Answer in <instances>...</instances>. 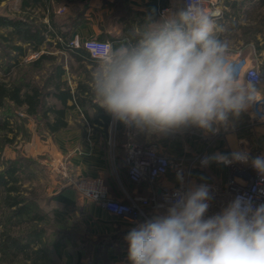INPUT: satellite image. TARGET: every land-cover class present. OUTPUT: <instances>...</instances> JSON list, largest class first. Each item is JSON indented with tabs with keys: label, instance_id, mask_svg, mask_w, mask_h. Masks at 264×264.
Returning a JSON list of instances; mask_svg holds the SVG:
<instances>
[{
	"label": "clouds",
	"instance_id": "1",
	"mask_svg": "<svg viewBox=\"0 0 264 264\" xmlns=\"http://www.w3.org/2000/svg\"><path fill=\"white\" fill-rule=\"evenodd\" d=\"M204 0H179L158 20L145 18L128 36L95 57L89 86L113 120L149 135L196 127L216 134L264 99L258 69L237 57ZM215 161L249 163L264 176V156L244 150L216 153ZM182 181V177H178ZM210 189L177 191L161 214L125 236L130 264H264V204L238 195L206 216Z\"/></svg>",
	"mask_w": 264,
	"mask_h": 264
},
{
	"label": "crops",
	"instance_id": "2",
	"mask_svg": "<svg viewBox=\"0 0 264 264\" xmlns=\"http://www.w3.org/2000/svg\"><path fill=\"white\" fill-rule=\"evenodd\" d=\"M153 1L69 0L61 6L53 2L52 8L58 20L60 12H67L66 20L71 23L70 41L75 38L80 41L101 39L112 43L114 39H125L133 25L144 22L145 18H142L141 14L147 13L148 4ZM161 1L158 0L157 20L160 19L162 10L179 5V0ZM212 3L211 13L223 29L221 37L230 42L236 56L247 58L251 65L264 71V0H212ZM9 4L19 6V0L0 2V10L4 9L0 15H16L7 11ZM36 15L39 21L48 23V12L38 10ZM57 41L58 38H48L47 43L41 47V53L52 57L43 61L41 66L51 68L52 73L60 67L63 71L61 81L66 82L72 92H75L80 84L89 86L90 72L94 64L75 60L71 54L58 47ZM18 45L26 47L21 42ZM30 53L29 51L26 57L19 56V66L29 61ZM13 55H16L15 51ZM16 62L13 59L11 63ZM256 86L264 88V81ZM80 96L88 102L82 108L75 106L65 111V128L51 134L42 122L46 133L45 149L51 160L68 162L72 180L102 179L109 196L120 201H126L128 197L149 196L153 191L161 193L165 188L171 191H187L204 183L226 185L230 176L228 165L211 161L205 165L196 163L197 168L191 173L187 188L173 170L154 185L148 182L136 184L129 179L125 159L130 143L155 146L161 154L186 165L203 151L207 157L216 153L231 154L236 150L233 138L237 119L243 118L244 128L246 116L255 119L251 105L239 117H230L227 126L221 127L216 134H206L196 127H188L163 136L149 135L118 121L113 124V118L97 105L93 94L84 93ZM54 100L59 106V101L55 97ZM68 105L72 106L73 102L69 101ZM51 118L54 121L53 116ZM258 122L261 123L262 130L259 140L264 149V120ZM111 133L114 134V148H111L109 143ZM244 151L250 158L264 154V151ZM60 193L75 194L76 203L68 208L71 217L69 244L76 252L75 259L80 260L81 264H130L129 245L125 236L132 228L146 220L140 218L136 222H127L116 217L94 201L78 197L77 191L71 185H61L54 194ZM161 213L164 212L150 209L149 217Z\"/></svg>",
	"mask_w": 264,
	"mask_h": 264
},
{
	"label": "trees",
	"instance_id": "3",
	"mask_svg": "<svg viewBox=\"0 0 264 264\" xmlns=\"http://www.w3.org/2000/svg\"><path fill=\"white\" fill-rule=\"evenodd\" d=\"M3 1L5 0H0V2ZM53 2L61 6L68 3L69 0H19V13L13 17L0 15V45L6 49L11 62L13 59L17 61L10 63L6 74L11 71V66L19 65V56L26 57L29 51L40 52L41 47L47 43V39L52 37L58 38V47L71 54L75 60L95 64V59L84 48L70 47V29L66 30L64 23L56 18L52 8ZM147 8V13L141 14V17L157 20L158 0L149 3ZM38 10L48 12V23L39 21L36 15ZM120 41L122 40L114 39L112 43L116 44ZM19 42L26 47L18 45ZM14 51L16 55H13ZM51 58L47 53H42L26 64L40 67L43 61ZM62 75L63 71L60 67L51 73L48 82L51 83L53 91L46 94H43L40 87L31 86L30 83H10L5 78L0 79V109L6 107L9 102L14 103L18 108L24 107L26 108V116L31 118L40 116L49 132L55 134L67 126L65 121L67 109L75 106L82 108L88 102L80 94H93L88 85L82 84L78 86L75 92H72L68 84L61 81ZM49 94L59 101V106L54 104L46 108L44 98ZM69 101L73 102L72 106L68 105ZM52 116L54 121H52ZM8 124L9 121L7 120L5 127ZM14 164L10 162V165L0 173V189L5 190V197L2 201V194L0 193V202L10 211L8 215L5 213L2 214L3 216L0 215V264H4L5 260L2 259H6L8 256H10L9 264H20L21 262L41 264L40 261L47 260L46 247L42 245V240L47 234L46 227L43 225L46 222V215L35 205L32 199L20 197L19 189L16 187L17 179L15 178L18 169ZM74 195L73 193H60L51 195L49 198L53 205L52 218L58 227L55 235L59 236L52 241L51 245L57 257L65 260L66 264H81L80 260L75 259L76 252H74V248H70L69 244L68 230L71 217L68 208L76 203ZM78 197H80L79 194ZM13 220L17 222L16 225L30 226L24 235H13L12 229H10L14 226Z\"/></svg>",
	"mask_w": 264,
	"mask_h": 264
},
{
	"label": "rangeland",
	"instance_id": "4",
	"mask_svg": "<svg viewBox=\"0 0 264 264\" xmlns=\"http://www.w3.org/2000/svg\"><path fill=\"white\" fill-rule=\"evenodd\" d=\"M2 11L4 9L0 10V12ZM7 11L17 14L18 5L9 4ZM66 13V11L60 12L59 21L63 22L65 29L68 30L71 28V23L66 20ZM3 47L0 45V79L5 78L10 83H30L31 86L40 87L43 94L53 91L51 83L48 82L52 73L51 68L23 64L22 66H11V71L6 74L11 61L6 49ZM30 52L31 55L34 53L42 54L41 52ZM60 59H62L61 56ZM47 86L49 88H46ZM44 102L46 108L56 104L54 97L50 94L49 96H45ZM7 120L9 124L5 127ZM242 121L243 118L237 119L236 122L233 138L235 149L255 150V152L261 153V151H264L259 140L262 136L261 123L252 117L246 116L244 128ZM42 122L40 116L28 117L26 116V108H18L11 102L7 103L6 107L0 109V173L10 165V162L15 163V167L18 169L15 176L17 179L16 187L19 189L20 197L32 199L35 205L46 215V222L43 225L46 227L47 234L42 240V245L46 247L47 260L44 262L40 261V263L66 264L65 260L57 257L51 245L52 241L59 236L55 235L58 227L52 218L51 210L53 209V205L49 201V198L61 185H71L73 187L70 182L72 173L70 165L66 160L56 162L49 157L45 149L44 140L46 133L44 132L45 126ZM203 152L200 155H204L205 153ZM194 159L185 165L191 173L197 168ZM0 193L2 194V201L5 197V190L1 188ZM4 213L8 215L10 211L0 202V215ZM15 223L17 222L13 220L12 224L14 226L9 227L15 236L24 235L30 227L25 224L16 225ZM2 260H5L4 264H9L10 256ZM20 264L26 263L21 262ZM27 264H30V262H27Z\"/></svg>",
	"mask_w": 264,
	"mask_h": 264
},
{
	"label": "built area",
	"instance_id": "5",
	"mask_svg": "<svg viewBox=\"0 0 264 264\" xmlns=\"http://www.w3.org/2000/svg\"><path fill=\"white\" fill-rule=\"evenodd\" d=\"M212 5V0H204V7L210 14H212ZM165 11L162 10L161 14ZM107 43L109 41L98 39L80 41L75 38L70 41L69 45L71 48H84L95 59ZM38 56V53H34L28 60L35 59ZM237 57L243 58L248 67L258 69L255 78L256 85L264 81V71L251 65L247 58ZM252 112L256 120H264V99L252 104ZM116 122L115 120L112 121L113 124H116ZM109 143L111 148H114L113 133H111ZM257 156H264V154ZM206 157V155L197 156L194 159V163L205 165L202 164V160ZM125 159L128 165L129 177L133 183L148 182L154 185L167 175L170 170H173L178 177H182V181H180L187 188L191 172L182 161L161 154L155 146L130 143ZM226 165L230 167V176L226 185L204 183L209 187L211 196L206 216L219 213L238 195L251 198L254 205L264 204V176L260 175L251 166V162H233ZM70 182L81 198L94 201L107 212L127 222H136L140 218L150 219V209L165 212L177 192L165 188L161 193L153 191L149 196L128 197L126 201H120L109 196L107 186L102 179L80 178L70 179Z\"/></svg>",
	"mask_w": 264,
	"mask_h": 264
}]
</instances>
